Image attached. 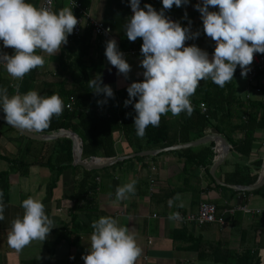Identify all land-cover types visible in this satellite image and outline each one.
Returning <instances> with one entry per match:
<instances>
[{
	"label": "crops",
	"instance_id": "crops-1",
	"mask_svg": "<svg viewBox=\"0 0 264 264\" xmlns=\"http://www.w3.org/2000/svg\"><path fill=\"white\" fill-rule=\"evenodd\" d=\"M146 1L156 0H140L141 9ZM25 2L41 8L42 0ZM197 4H202V0H188V3L181 7L174 5L170 10L161 8L160 11L172 22L189 28L190 34L199 32L198 37L189 40L196 41L211 59L215 43L203 32L201 14L195 8ZM63 7H68L66 0H55L52 11L58 12ZM88 10L94 19L112 28V35L118 42L120 35L125 31L124 25L126 26L133 15L129 0H90ZM209 11L218 9L209 7ZM85 29L87 28H84L81 36L84 37L83 41L81 38L76 40L72 34L69 35L67 43L61 46L55 56L37 50L36 54L44 57L45 64L36 68L33 79L24 77L21 81L14 80L3 64H0V79L8 83L9 95L14 94L12 85L17 83L20 85L21 94L33 90L41 96L60 95L76 83L88 84L99 75L101 87L110 86L113 98H108L103 93L95 94L90 88L96 111L106 114L114 108L116 93L127 94L126 89L131 83L143 81L144 69L140 66L143 57L138 53L135 56L123 57L131 68L125 77L107 61L104 55L107 41H101L93 36L89 29ZM0 53L14 54L13 49L5 48L2 42ZM248 67L250 69L252 64ZM235 73V94L242 100L261 102L264 106V91L263 95L255 93L247 77L241 76L239 66ZM103 100L107 103L98 104V101ZM118 101L121 104L119 99ZM0 116L4 117L2 109ZM170 116V133L174 138L178 130V117L172 114ZM256 116L258 119L264 117V107L258 110ZM210 134L214 133L209 132L207 135ZM114 135L116 157L139 153L133 144L124 141L121 132L117 131ZM21 136L0 120V156L25 164L14 165L0 159V173L7 172L9 176L8 196L7 200L3 201L5 219L0 221V264H23L29 261L84 264L82 257L90 250V236L93 232L91 225L103 216L112 217L120 226L129 228L137 246L142 250L135 264H222L213 260V256L218 255L220 251H228L235 256L250 251L254 261L264 264V188L261 194L245 192L244 197L237 200V195L242 196L241 192L235 193L217 185L210 175L211 168L218 161L215 143V156L209 168L193 166L186 160L189 154L199 151L202 146L199 145L185 148L189 149L186 153L181 152L184 149L169 150L155 156H144L141 160L134 157L125 162L121 161V164L119 162L101 170H94L97 171L94 174L97 188L88 192L87 199L91 203H82L80 208L74 211L71 195L77 183L84 177L83 168L76 169L72 162V167L64 166L61 171L56 172L57 180L53 182L56 173L46 167L45 163L57 139L43 145L36 143L40 141L30 143L28 138L22 139ZM253 137L252 150L246 156L234 152L228 143L230 150L227 157L214 171V177L218 181L243 186L252 185L249 182L254 178L258 181L264 157V128L257 129ZM231 138L242 139L243 134L234 132ZM26 145L30 148L29 154L24 152ZM152 166L155 167L154 172L150 170ZM151 179L153 184L150 183ZM132 180L136 181L135 195L114 203L116 188ZM29 197L44 204L45 213L53 220L54 228L44 242L33 241L17 253L9 247L7 236L11 222L23 215L21 202ZM173 198L175 199L170 206L168 201ZM201 202L215 204L217 216L239 204H246L249 208L259 209L261 212L254 215L226 213L223 224L202 226L182 225L179 220H169L168 217L173 212H179L181 215L196 213Z\"/></svg>",
	"mask_w": 264,
	"mask_h": 264
},
{
	"label": "clouds",
	"instance_id": "clouds-1",
	"mask_svg": "<svg viewBox=\"0 0 264 264\" xmlns=\"http://www.w3.org/2000/svg\"><path fill=\"white\" fill-rule=\"evenodd\" d=\"M51 2L48 0L49 5ZM161 3L164 10H170L174 5L187 4L188 0H161ZM129 6L133 15L125 26V34L130 42L142 39L140 66L144 71L142 82L127 87L129 99L124 104L128 106L136 100L134 127L138 138L145 136L149 125L158 127L161 116L169 112L172 116L182 112L191 116L194 109L190 97L201 81L211 80L223 88L233 80L237 66L241 76L246 77L254 54H264V0H202V4L195 6L201 14L204 34L215 43L211 59L195 45L185 47V42L198 37L199 32L190 34L189 28L172 22L150 4L144 5L146 11L141 9L140 0H129ZM209 7L218 11H209ZM72 8L54 12L25 0H0V42L14 52L0 53V64L14 80L21 81L33 69L44 66L45 59L36 54L37 50L55 56L67 43V37L78 24ZM104 55L111 66L127 77L131 68L115 40L106 42ZM101 83L97 75L88 86L95 94L113 98L111 87H101ZM12 87L15 90L12 95L7 88H0V109L8 125L40 133L49 127L54 116L62 115L65 105L59 95L41 96L33 90L21 94L18 83ZM105 103L106 100L98 101ZM135 185L132 180L118 186L114 203L135 195ZM3 195L0 191V221L5 219ZM174 199L168 201L170 206ZM21 207L23 215L11 222L7 236L9 247L17 253L33 241L44 242L54 228L39 200L29 197L21 202ZM168 218L181 220L179 212ZM91 227L90 250L82 257L84 264H135L142 250L129 228L108 216L100 217Z\"/></svg>",
	"mask_w": 264,
	"mask_h": 264
},
{
	"label": "trees",
	"instance_id": "trees-1",
	"mask_svg": "<svg viewBox=\"0 0 264 264\" xmlns=\"http://www.w3.org/2000/svg\"><path fill=\"white\" fill-rule=\"evenodd\" d=\"M77 1H80L85 8L89 7L90 0ZM145 4H150L157 12L162 8V3L157 0L146 1L143 6ZM144 10L146 11V9ZM81 36L79 38H74L77 40L80 39ZM83 38L84 37L81 38L82 41ZM186 42H189L191 45L198 44L196 41L192 40ZM141 45L142 39L140 38H137L134 42H130L127 39L125 31L120 35L119 48L122 51L133 49L136 51V54L138 53L141 55ZM35 71L36 69H33L26 74L25 77L33 79ZM235 75L236 73H234L233 79ZM0 88H7L9 90L10 87L8 83H4V81L0 79ZM235 91L233 80L228 82L223 88L215 85L211 80L201 81L195 94L190 97L194 109L192 115L188 116L182 112L177 116L178 130L176 137L173 138L170 133V124L172 121L170 116L171 113L169 112L161 116L158 127L149 125L145 130V136L141 139L137 137L134 127V117L136 113L133 104L136 102L135 99H133L132 104L125 106L124 102L129 99L128 94L118 92L115 95V107L106 114H99L96 111L94 100H92L90 96V87L85 82H78L59 95L65 105L63 113L59 117L54 116L49 127L41 133H54L62 129L77 134L82 141V159H89L91 157H116L117 152L115 151L114 133L117 131L121 132L124 141L135 146L137 152L167 148L177 143H189L212 132L225 138L234 152L246 156L250 154L252 150L255 131L264 128V117L258 119L256 116L258 110L264 106L261 102L240 99L235 94ZM118 99L121 101V104H119ZM200 103L206 105V113L204 114L200 113ZM66 105H69L70 109H67ZM234 132H241L243 138L238 140L232 139L231 135ZM21 138L27 139L24 136H21ZM27 141L30 143L36 142L30 139H27ZM141 142H143L142 145L140 144ZM36 143L46 144V142ZM213 146V143L200 146L197 153H192L187 156V162L197 167H211L213 157L215 156ZM25 151L29 154L30 148H27V145L24 147V152ZM187 151H189V149H184L181 152L186 153ZM144 158L145 157L142 156L135 159L141 160ZM0 159L14 165L21 163L23 166L25 165L23 162L19 163L16 162V160H10L2 156H0ZM72 162L71 140L68 138L57 139L54 142L52 153L48 157L45 166L50 168L55 174L61 171L64 166L72 167ZM121 163L123 162L119 164ZM260 164L261 163H259L258 166H260ZM74 167L76 169H81L79 166ZM82 171L84 172V177L77 183L76 189L71 195V200L73 201L72 209L74 211L79 209V205L82 203L85 205L90 204L91 202L87 199L88 192L94 191L97 188V184L94 182V174L97 171H87L84 169H82ZM8 177L7 172L0 173V191L4 194L3 201H6L8 196ZM56 180L57 173L54 175L53 182ZM255 182L256 178L251 180L249 184L251 183L253 185ZM263 188L264 186L252 193L261 194ZM72 219L74 218L72 217ZM213 260L222 264H259L257 261H254V257L250 251H245L240 256H235L228 251H220L218 255L213 256ZM23 264H47V262L29 261Z\"/></svg>",
	"mask_w": 264,
	"mask_h": 264
},
{
	"label": "built area",
	"instance_id": "built-area-1",
	"mask_svg": "<svg viewBox=\"0 0 264 264\" xmlns=\"http://www.w3.org/2000/svg\"><path fill=\"white\" fill-rule=\"evenodd\" d=\"M55 0H52L51 4H48V0H42L41 7H48L51 11L53 10ZM66 3L68 7H73L72 12L73 15L77 18L78 24L73 30V37L79 38L82 35V32L84 28L90 29V32L93 36L100 39L103 42L109 41V40H115L117 44L118 51L123 53V57L126 55L129 56H135L136 51L135 50H126L122 51L119 48V42L117 39H115L112 35V28L109 25H105L102 22L94 19L88 8H85L80 1L77 0H66ZM195 45V44H194ZM187 46H193L189 42H185V47ZM196 47L203 50L199 45H195ZM248 82L252 85V88L255 93L259 95H263L264 90V54L256 53L254 54V60L252 63V67L249 69L247 75ZM192 103V101H191ZM69 105H66L67 109L69 108ZM199 110L201 114L206 113V105L204 103L199 104ZM151 172L155 171V167H151ZM97 182L99 179H96ZM150 183L153 184V180H150ZM242 196L237 195V200H241L242 197H244L245 192H241ZM236 212H240L244 215H254L259 214L261 210L259 209H251L246 204H239L229 210L224 211V213L220 216H217V207L213 203L209 202H201L198 206V210L194 214H186L181 215V220L179 222L182 225L187 224H195L197 226H202L206 224H212V223H218L223 224L224 223V214L229 213L233 215Z\"/></svg>",
	"mask_w": 264,
	"mask_h": 264
},
{
	"label": "water",
	"instance_id": "water-1",
	"mask_svg": "<svg viewBox=\"0 0 264 264\" xmlns=\"http://www.w3.org/2000/svg\"><path fill=\"white\" fill-rule=\"evenodd\" d=\"M0 120L3 121L4 123V117L0 116ZM7 124V123H6ZM8 125V124H7ZM12 129H14L16 132H18L20 135L31 139L35 141H40V142H49V141H54L59 138H68L72 142V157H73V165L79 166L87 171H94V170H101L103 168H107L110 166H113L121 161H125L130 158L138 157V156H155L161 152L164 151H169V150H177V149H185L189 147H194V146H199V145H204L207 143H215L216 146L214 147L215 153L218 156V161L213 165V167L210 170V175L214 178V181L216 182L217 185L226 187L232 191L235 192H253L260 187L264 185V157H263V162H262V172L261 175L258 179V181L250 186H243V185H230V184H224L218 181L214 177V171L216 168L220 165V163L227 157V154L230 150L229 144L226 141L225 138L218 134H210L206 135L200 139H197L195 141L185 143V144H180V145H175L163 149H156V150H148V151H143L135 154H130V155H125L121 157H114V158H99V157H91L89 159H82L81 153H82V141L80 137L73 133L72 131H66L60 129L57 132L54 133H48V134H39V133H34V132H27L23 130H19L13 126L8 125Z\"/></svg>",
	"mask_w": 264,
	"mask_h": 264
}]
</instances>
